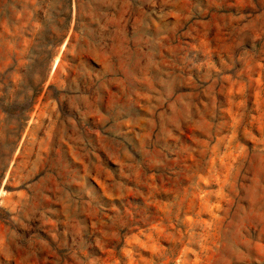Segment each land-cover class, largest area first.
<instances>
[{"label": "rangeland", "instance_id": "374dc122", "mask_svg": "<svg viewBox=\"0 0 264 264\" xmlns=\"http://www.w3.org/2000/svg\"><path fill=\"white\" fill-rule=\"evenodd\" d=\"M44 2L0 0V264H264V0Z\"/></svg>", "mask_w": 264, "mask_h": 264}, {"label": "trees", "instance_id": "16d2710c", "mask_svg": "<svg viewBox=\"0 0 264 264\" xmlns=\"http://www.w3.org/2000/svg\"><path fill=\"white\" fill-rule=\"evenodd\" d=\"M51 37H53L52 34H51ZM48 74H49L48 70L37 74L38 77H39V81L36 82L37 86L35 85L34 88H33L35 94H34L33 98H31V104H30L31 105V110H32L33 106L36 104L37 98L40 96V94H41V92H42V90H43V88H44V86H45V84H46V82L48 80ZM38 83H39V85H38ZM26 113H28V111L27 112L26 111L22 112L20 114V117L22 118V116L26 115Z\"/></svg>", "mask_w": 264, "mask_h": 264}, {"label": "water", "instance_id": "95a60500", "mask_svg": "<svg viewBox=\"0 0 264 264\" xmlns=\"http://www.w3.org/2000/svg\"><path fill=\"white\" fill-rule=\"evenodd\" d=\"M51 0H45V2L43 3V7H42V11L39 12V14H43L47 8V5L48 3L50 2Z\"/></svg>", "mask_w": 264, "mask_h": 264}]
</instances>
